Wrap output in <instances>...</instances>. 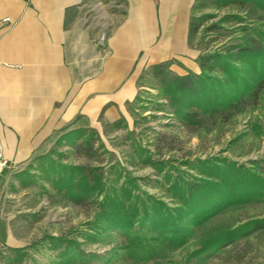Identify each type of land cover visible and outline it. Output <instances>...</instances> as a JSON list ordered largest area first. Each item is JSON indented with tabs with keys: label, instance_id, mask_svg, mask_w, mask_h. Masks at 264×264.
I'll list each match as a JSON object with an SVG mask.
<instances>
[{
	"label": "rangeland",
	"instance_id": "obj_1",
	"mask_svg": "<svg viewBox=\"0 0 264 264\" xmlns=\"http://www.w3.org/2000/svg\"><path fill=\"white\" fill-rule=\"evenodd\" d=\"M247 12L237 6L206 10L216 17L204 23L192 42L200 50L199 59L226 52L243 41L246 26L264 21L263 17L254 23ZM202 14L198 12L196 18ZM228 14L242 15L243 24L232 21L208 30L211 23ZM239 26L240 30L235 29ZM151 73L140 81L143 89L129 109L128 121L104 127L101 134L80 130L26 170L10 176L4 175L5 170L0 175V264H264L263 228L240 236L245 228L229 246L199 253L201 239L209 233L236 231L250 223L264 226V191L252 194L245 203L235 199L239 203L194 227L182 248H165L160 256L146 251L131 257L122 232L102 231L93 224L104 195L68 198L55 187V168L61 164L97 169L106 190L126 183L133 189L132 181L137 180L136 195L152 196L175 208L182 203L180 196H174L176 188L188 189L209 179L220 181L209 175L216 164L223 170L229 163L237 164L264 181V89L216 117L194 107L192 120H185ZM200 76L193 74L194 78ZM212 76L222 78V69H215ZM217 197L211 201L213 207L227 204L234 196ZM149 207L153 210L152 204Z\"/></svg>",
	"mask_w": 264,
	"mask_h": 264
},
{
	"label": "crops",
	"instance_id": "obj_2",
	"mask_svg": "<svg viewBox=\"0 0 264 264\" xmlns=\"http://www.w3.org/2000/svg\"><path fill=\"white\" fill-rule=\"evenodd\" d=\"M117 3L0 0V22L10 19L0 27L5 176L49 155L64 137L128 121L140 81L156 65L179 77L201 74L190 40L196 0Z\"/></svg>",
	"mask_w": 264,
	"mask_h": 264
},
{
	"label": "trees",
	"instance_id": "obj_3",
	"mask_svg": "<svg viewBox=\"0 0 264 264\" xmlns=\"http://www.w3.org/2000/svg\"><path fill=\"white\" fill-rule=\"evenodd\" d=\"M227 6L245 8L254 23L264 17V0H196L192 11L190 40L194 41L197 38L206 21L216 17L205 13L206 10ZM198 12L204 14L196 18ZM232 21H237V24L241 25L244 17L239 14H228L219 21L211 23L208 30L222 28V24ZM240 27L235 29L240 30ZM245 30L247 33L243 41L226 52H214L200 57L202 72L199 78H194L192 73L184 77H172L165 64L153 67L151 73L153 79L159 82L165 97L171 95L179 116L185 120H192L190 110L198 107L202 108L204 114L216 117L222 110H231L246 97H253L264 89V21L261 20L257 26L255 24L251 27L246 26ZM219 68L223 71V77L212 76V72ZM66 139L67 137H64L59 145L66 142ZM76 145L77 143L71 144V146ZM211 168L213 172L209 171V175L218 176L220 181L209 179L201 181L200 184L190 185L188 189L176 188L174 196H180L182 203L175 208H170L164 201L152 196L145 198L136 195L134 188H139L137 180L132 181L133 189L126 183L119 188L106 190L101 175L96 172L97 169L86 170L79 166L61 164L59 168H55L58 174L53 183L68 198L80 199L94 193L104 195L100 202V211L93 224L99 226L102 231L122 232L127 237L125 248L130 252L131 257L146 251L159 255V252H163L165 248L176 249L185 246L189 236L195 231L193 228L207 223L218 212L223 211L224 207L236 202L245 203L252 194L256 195L264 191L262 177L244 167L229 163L226 170L218 164ZM229 194L236 198L233 197L225 205L213 207L211 201L217 200V196L223 198ZM235 199L243 201L238 202ZM151 204L153 210H150ZM136 226L141 230L136 231ZM146 227L147 230H142ZM245 228L247 230L240 236L245 234L249 236L260 228L264 229V226L262 222L250 223L236 231L223 230L209 233L201 239L199 253L229 246L238 239L237 233ZM155 264H163V262L159 261Z\"/></svg>",
	"mask_w": 264,
	"mask_h": 264
},
{
	"label": "built area",
	"instance_id": "obj_4",
	"mask_svg": "<svg viewBox=\"0 0 264 264\" xmlns=\"http://www.w3.org/2000/svg\"><path fill=\"white\" fill-rule=\"evenodd\" d=\"M8 23H10V19H5L0 22V27L1 25L8 24ZM8 166H9V163L4 157V149H3V144L1 141V137H0V175L8 168Z\"/></svg>",
	"mask_w": 264,
	"mask_h": 264
}]
</instances>
